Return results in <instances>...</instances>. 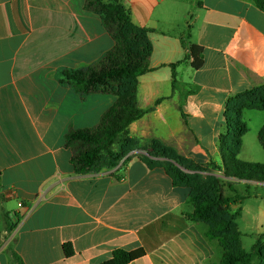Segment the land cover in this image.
I'll return each mask as SVG.
<instances>
[{"label":"crops","instance_id":"obj_1","mask_svg":"<svg viewBox=\"0 0 264 264\" xmlns=\"http://www.w3.org/2000/svg\"><path fill=\"white\" fill-rule=\"evenodd\" d=\"M86 3L0 0V264H18L15 256L101 264L116 250L129 252V264H219L218 241L188 217L189 189L143 157L159 141L196 165L223 166L228 99L264 86V12L252 0H122L136 27L153 30L151 71L136 93L146 113L130 125L134 147L115 169L78 175L67 134L97 127L117 101L61 82L65 70L94 67L115 47ZM188 35L203 48L199 70L182 44Z\"/></svg>","mask_w":264,"mask_h":264},{"label":"trees","instance_id":"obj_2","mask_svg":"<svg viewBox=\"0 0 264 264\" xmlns=\"http://www.w3.org/2000/svg\"><path fill=\"white\" fill-rule=\"evenodd\" d=\"M121 1L87 0L86 7L102 16L105 28L115 41V47L94 67L87 70H65L61 75V82L72 87L76 93H102L117 97L116 103L108 109L97 127L71 130L67 134L66 147L73 152L71 164L78 175L115 169L134 147L133 139L128 136L130 125L146 113L137 107L136 93L138 78L151 71L148 67L152 55L149 36L153 30L136 27L130 12ZM252 1L264 12V0ZM189 40L190 35L182 38V44L188 49V58L193 60L192 68L199 70L204 65L203 48ZM177 66L171 67L174 80ZM250 110L264 111V86L228 99L225 112L227 129L220 137L222 167L196 165L159 141H153L147 148V156L143 157L150 168H163L174 186L189 189V202L194 208L188 217L192 222L206 224L208 238L218 241L223 249L219 264H252L255 257L258 258V264H264V249L260 241L251 252L242 248L241 234L236 225L241 209L231 214L232 202L224 197L221 178L214 175L216 170H222L226 178L264 183V165L245 163L238 159L243 139L249 132L243 117ZM122 136L121 150L115 152L113 146ZM258 138L264 150V127ZM258 176L263 179L259 180ZM233 204L239 205V199L236 198ZM65 252L67 257L74 255L70 245L65 246ZM15 261L23 264L18 256H15ZM130 261L128 251L116 250L110 260L101 264H129Z\"/></svg>","mask_w":264,"mask_h":264},{"label":"rangeland","instance_id":"obj_3","mask_svg":"<svg viewBox=\"0 0 264 264\" xmlns=\"http://www.w3.org/2000/svg\"><path fill=\"white\" fill-rule=\"evenodd\" d=\"M243 120L248 125L249 133L245 139L242 155L238 159L245 163L264 165V150L258 138V132L264 124V111H246ZM252 153L257 154L254 159L245 161L247 155ZM221 174L224 176L223 172ZM257 178L263 179L261 176ZM221 180L224 197L232 203L236 198L240 202L238 208H232L231 214L238 211L239 208L241 209V215L236 221V225L241 234L242 248L246 252H251L257 242L260 241L262 249H264V183L241 181L230 177H224ZM258 262V258L255 257L252 264H258Z\"/></svg>","mask_w":264,"mask_h":264},{"label":"water","instance_id":"obj_4","mask_svg":"<svg viewBox=\"0 0 264 264\" xmlns=\"http://www.w3.org/2000/svg\"><path fill=\"white\" fill-rule=\"evenodd\" d=\"M163 160H165V159H163Z\"/></svg>","mask_w":264,"mask_h":264}]
</instances>
